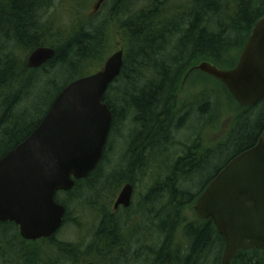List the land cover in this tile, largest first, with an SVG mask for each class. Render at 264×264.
Segmentation results:
<instances>
[{"label": "trees", "instance_id": "16d2710c", "mask_svg": "<svg viewBox=\"0 0 264 264\" xmlns=\"http://www.w3.org/2000/svg\"><path fill=\"white\" fill-rule=\"evenodd\" d=\"M93 3L96 13L106 9L101 20L90 13ZM263 15L264 0H1L0 158L39 124L67 84L102 67L114 50L113 34L121 36L124 53L121 72L103 98L112 124L102 159L72 190L56 194L66 209L63 225L76 213L72 208L96 214L90 241L48 240V255L39 256L38 250L33 259L14 239L16 227L0 223V264H220L224 239L211 220L188 221L184 211L193 213L192 205L218 172L256 143L264 130V99L240 108L220 82L194 67L205 61L223 70L234 68ZM38 47L52 48L54 56L30 69L26 59ZM61 75L68 80L54 95L44 90L55 87ZM190 75L203 88L180 106L177 93ZM214 84L233 113L227 143L206 146L200 132L190 144L177 142L175 136L194 116L199 123L213 116L206 127L219 123L217 107L223 100ZM117 146L120 159L109 161ZM175 146L183 150L180 155L171 163L165 156L157 166L159 155ZM226 149H234L232 155L213 167L210 161ZM149 167L158 169V177L165 171L166 177L140 199V212L142 205L151 206L145 213L148 225L141 229L140 218L132 225L129 208L114 210L113 202L124 185L135 188ZM202 174L204 182L192 188L193 177ZM231 264H264V250L239 251Z\"/></svg>", "mask_w": 264, "mask_h": 264}, {"label": "water", "instance_id": "95a60500", "mask_svg": "<svg viewBox=\"0 0 264 264\" xmlns=\"http://www.w3.org/2000/svg\"><path fill=\"white\" fill-rule=\"evenodd\" d=\"M53 56L52 48L38 47L26 65L37 69ZM122 64L123 51L118 50L98 72L67 84L39 124L0 158V222L15 224L22 239L54 236L66 213L56 194L72 190L100 163L112 124L103 98ZM194 69L221 82L240 108L259 103L264 99V15L234 68L203 61ZM132 193L133 187L124 185L114 210L129 207ZM193 209L200 221L211 220L224 239L220 264H231L239 251L264 250V130L251 148L221 169Z\"/></svg>", "mask_w": 264, "mask_h": 264}, {"label": "rangeland", "instance_id": "374dc122", "mask_svg": "<svg viewBox=\"0 0 264 264\" xmlns=\"http://www.w3.org/2000/svg\"><path fill=\"white\" fill-rule=\"evenodd\" d=\"M105 12H106V9H101V10L97 11V13H96L94 11V3L90 6V13H92L91 15L96 14V20L97 21L101 20L103 17L106 16ZM112 38L114 39V46L115 47L111 53L118 51V50H123V52H124V47H123L124 42H123L121 36L119 37V35L113 34ZM191 78H192V76L190 75L182 83V85H181V87L177 93V96L179 99L178 105H180V106H181V104H183L184 100L190 101L192 99L191 97H193V96L196 97L197 96L195 94L196 91H201V89L203 88L199 84L194 85L193 84L194 82H192L193 80H191ZM56 80H57V82L55 84V87H52V86H48V88L44 87L45 88L44 90L45 91L48 90V91H50V93H52L54 95L58 91V89L66 83L68 78L63 77V75H61ZM210 83L212 84V83H214V81L210 82ZM214 86L218 90V95L223 100L222 104L217 107L216 117L219 120V123L213 125L212 127H206L203 125H205V123H208L209 121H212L214 119L213 116H211L208 120H203V121L200 120V123L198 122V120L195 121L194 117H196V116H194L191 119V121L187 124L188 128L187 129L184 128V129H182V131L180 130L179 133L175 136V139L177 142L184 143V144H190L193 141V139L195 138L194 134H196L197 132H200V142L203 141L204 145H206V146L212 147L215 144H217V142L221 141L222 147H224L225 144L227 143V142H225L224 138L229 131V128L231 125V118L233 116V113H232V111L228 112L230 106L227 105L225 96H222L223 94H221L222 91H221L220 87H217V85H215V84H214ZM216 89L214 88L215 91H216ZM50 100H51V98H48L47 102L49 103ZM209 114H210V112L208 111V115ZM41 115L42 114L40 113L37 116V118L39 119L41 117ZM189 127L191 130H188ZM123 134L124 135L126 134L124 129H123ZM113 138L118 143H120V138H119V136H116L115 133H114ZM117 142H116V144H117ZM112 144H114V142ZM113 147L114 146H111L110 150ZM233 150L234 149L223 150L220 154L216 155V157L213 160H211L210 163L213 164V167H217V166L219 167V165L224 164L226 162L227 158L232 155ZM181 151H183V150L178 146L172 147L165 155H163V156L159 155L158 159L156 160V165L157 166H158V164L160 165L161 159H165L164 158L165 156H167L169 162L174 161L175 158H177L180 155ZM121 154H122L121 153V147L118 148V146H117L116 150H115V155L112 154L111 152H109V154H108L109 161H116V160L118 161L120 159ZM169 164H167L166 166H168ZM156 170H158V169H154V168L149 167L145 171L144 170L142 171L145 174L139 177V182L133 190L131 206L128 207L129 208L128 212H130V216L132 217V225H137L140 222L141 223V229H146V227L148 225L145 213H148L147 211L149 208H151V206L146 207L145 205H142V212H140L139 211V205H138L140 202V199L146 194L147 190L153 185V183L155 181H157V179L158 180L160 179V181H163L164 178L166 177L165 171H163L161 173L160 177H158V171H156ZM205 179H206L205 174L199 175L197 178L193 177L194 185L192 186V188H197L198 186H200L204 182ZM192 206H194V204ZM153 207L155 210H157L159 206L153 205ZM72 210L75 211L76 213L70 216V218L72 219L71 222L66 223L60 229V231L58 233V237H60L61 240L66 241V242L87 243L90 241V236H92L93 230H95V227L98 224L97 216L95 213L94 214L91 213V211L86 209V208L82 209L80 207H77L76 209L72 208ZM119 210H123V209H119ZM119 210L116 212H119ZM119 213H122V212H119ZM137 213H138V215H137ZM141 216H145V217L141 218ZM184 216L187 218L188 221L197 219V216L195 215L194 210H193V213L190 212L189 210H185ZM138 219H139V222H138ZM153 235L156 236V234H153ZM145 244H151V243L145 242ZM23 246L26 247L28 245H23ZM38 246H40V245H38ZM34 249H36L35 251L39 250V248L37 246H35ZM42 251H43L42 256L48 255L47 248H44ZM13 259H12V262H13ZM87 262H88L87 260H82L78 264H86ZM92 262L94 263V261H92ZM31 263L33 264V261ZM37 263L35 262V264H37ZM121 263H123V262H121Z\"/></svg>", "mask_w": 264, "mask_h": 264}, {"label": "flooded vegetation", "instance_id": "af4514ba", "mask_svg": "<svg viewBox=\"0 0 264 264\" xmlns=\"http://www.w3.org/2000/svg\"><path fill=\"white\" fill-rule=\"evenodd\" d=\"M113 82H112V84H110L109 87L113 86ZM109 87H108V89H109ZM133 190H134V188H133ZM0 223L12 224V225H14V227H16L15 228L16 231H15L14 239H16L17 242H18V238H19V240L21 241L20 243H24V245H28L25 248L27 249V251L29 253V256L33 257V259H34V256H35V249H34L35 246H37L39 248V256H41L43 254V251L42 250L44 248H47V247L49 248V243L47 244L48 240L53 241L55 244H57V243H65L66 242V241L61 240L60 237H58L59 230L56 232V234L54 236H52L50 238H46V239L41 238V239H38V240H35V241L24 240V239H22L20 237V235H19V229H18V227L15 224L9 223V222H0ZM128 233H129V231H128ZM128 233L126 232V235L125 236L129 237ZM70 243H72V242H70ZM74 244H84V243H74ZM38 245H40V246H38ZM93 264H95V263H93Z\"/></svg>", "mask_w": 264, "mask_h": 264}]
</instances>
